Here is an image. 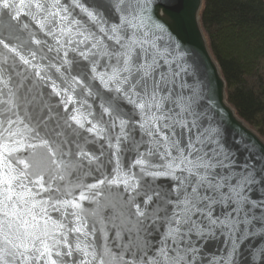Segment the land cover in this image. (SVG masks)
<instances>
[{
	"label": "snow or ice",
	"instance_id": "obj_1",
	"mask_svg": "<svg viewBox=\"0 0 264 264\" xmlns=\"http://www.w3.org/2000/svg\"><path fill=\"white\" fill-rule=\"evenodd\" d=\"M176 3L0 0V264H264V144L225 137Z\"/></svg>",
	"mask_w": 264,
	"mask_h": 264
},
{
	"label": "trees",
	"instance_id": "obj_2",
	"mask_svg": "<svg viewBox=\"0 0 264 264\" xmlns=\"http://www.w3.org/2000/svg\"><path fill=\"white\" fill-rule=\"evenodd\" d=\"M201 18L229 103L264 138V0H205Z\"/></svg>",
	"mask_w": 264,
	"mask_h": 264
},
{
	"label": "water",
	"instance_id": "obj_3",
	"mask_svg": "<svg viewBox=\"0 0 264 264\" xmlns=\"http://www.w3.org/2000/svg\"><path fill=\"white\" fill-rule=\"evenodd\" d=\"M204 2L205 0H177V3L170 8L174 34L188 50V55L196 62V65L206 72L207 79L210 81L211 104L219 112L225 137L229 141L235 139L240 144L248 141L254 144H264V138L254 127H251L243 118L238 116L236 109L228 101L226 81L221 72L220 64L210 49L209 40L202 26L201 14L204 9ZM201 3L203 6L197 11L196 9ZM21 19L23 20L24 17L22 16ZM30 28L36 33L37 39H46L32 25ZM31 47L33 50L37 48L34 44ZM39 47L43 48V44ZM39 55L42 53L38 52ZM47 55L53 54L47 53ZM126 163L127 158H125Z\"/></svg>",
	"mask_w": 264,
	"mask_h": 264
}]
</instances>
